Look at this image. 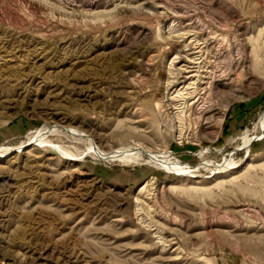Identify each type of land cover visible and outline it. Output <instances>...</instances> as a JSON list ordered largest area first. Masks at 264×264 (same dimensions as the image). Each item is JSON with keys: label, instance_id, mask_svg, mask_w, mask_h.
Instances as JSON below:
<instances>
[{"label": "rangeland", "instance_id": "obj_1", "mask_svg": "<svg viewBox=\"0 0 264 264\" xmlns=\"http://www.w3.org/2000/svg\"><path fill=\"white\" fill-rule=\"evenodd\" d=\"M204 60L226 77L197 101ZM263 110L264 0H0V147L62 124L240 163L182 177L24 145L0 159V264H264V135L239 138Z\"/></svg>", "mask_w": 264, "mask_h": 264}, {"label": "bare ground", "instance_id": "obj_2", "mask_svg": "<svg viewBox=\"0 0 264 264\" xmlns=\"http://www.w3.org/2000/svg\"><path fill=\"white\" fill-rule=\"evenodd\" d=\"M195 38H196L195 41L200 44L201 41L198 39V37L196 36ZM208 51L211 53H214L212 49L211 50L209 49ZM215 53H219V52H215ZM217 56H219V54ZM204 62H205L204 66H200V68L202 69L201 76L203 75L202 73H205L206 77H203V78L208 79L207 81H203V84L206 83L207 86H203L201 89H198L199 85H197L196 89H194L195 90L194 92H196L195 97L196 96L198 97L197 101L199 100L207 101V98L210 96L211 92L213 91L212 83L215 81H220L226 77L224 76L225 72L222 73L223 75H216L214 72L211 71L213 69L212 67L214 66L212 65V63L209 64V62L211 61L208 62L204 60ZM182 120L184 119H181V121ZM70 127H66L65 125H62V124H56L55 126L45 125L42 128H39L36 131H34L29 139V142L27 143H21L15 147H0V159L7 156L10 152H14V150L20 151V149L24 145L26 146L27 145L47 146V147L52 146L55 149H58L59 151H61L63 154H65L63 147L55 144L52 141L53 139H51L52 136H56L59 138L60 136L65 135L74 140H78V142L79 141L86 142L88 146H87V150L85 151V154L93 155L97 157L99 160L119 161L126 165L143 164V162H145L146 164L156 166L157 168L158 167L162 168L168 172L176 173L182 177L192 175L200 171V169L202 168L210 169L211 166H216L215 169L218 170L217 172L219 173L225 172V169L228 171L235 170L236 168L240 166V163H238L237 161H231L227 159V160H224V163H221V164L215 163L212 161H206L204 163H201V165L196 166L194 169H190L189 167L182 166V164L172 159L169 154H162L157 151H152V150L144 148V146L143 147H121V148L118 147L116 149L114 148V149L106 150L104 149V147L101 146L100 144L101 142L99 143L96 140V137L93 136L94 134L92 135L90 132L88 133L79 128L77 129L74 127L73 128L72 127L70 128ZM263 135H264V110L260 113L258 120L254 123V126L252 128H247L239 138L241 139L242 147H246L250 149V146L252 145V143L255 140H260L263 137ZM201 154H203V152H201ZM145 187L146 185L144 186V188Z\"/></svg>", "mask_w": 264, "mask_h": 264}]
</instances>
